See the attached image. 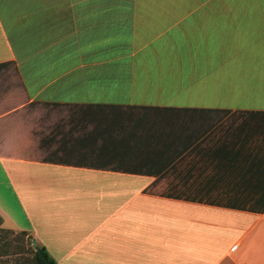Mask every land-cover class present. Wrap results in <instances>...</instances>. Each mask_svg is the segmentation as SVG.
<instances>
[{
  "label": "crops",
  "instance_id": "crops-1",
  "mask_svg": "<svg viewBox=\"0 0 264 264\" xmlns=\"http://www.w3.org/2000/svg\"><path fill=\"white\" fill-rule=\"evenodd\" d=\"M243 9L264 2L0 0V229L57 264H264Z\"/></svg>",
  "mask_w": 264,
  "mask_h": 264
},
{
  "label": "rangeland",
  "instance_id": "rangeland-1",
  "mask_svg": "<svg viewBox=\"0 0 264 264\" xmlns=\"http://www.w3.org/2000/svg\"><path fill=\"white\" fill-rule=\"evenodd\" d=\"M231 2H239L249 4L253 2H264V0H229ZM260 4V3H258ZM245 8V7H244ZM250 8V7H247ZM224 14V12H220ZM227 22V36L232 37L235 42L234 49L241 53L238 65L243 68L250 69V67H264V9L261 10H240L233 12H226ZM223 17L218 20V25L223 24ZM214 22H211L213 25ZM224 27V29H225ZM229 28V30H228ZM229 44L228 48H230ZM245 78L250 76H244ZM248 85V81H246ZM256 89L249 88L241 90L253 93L258 97L264 96V85H253ZM252 88V86H251ZM243 89V88H242ZM33 245L30 237L25 234L14 232L12 230L0 229V264H35L33 262Z\"/></svg>",
  "mask_w": 264,
  "mask_h": 264
},
{
  "label": "trees",
  "instance_id": "trees-1",
  "mask_svg": "<svg viewBox=\"0 0 264 264\" xmlns=\"http://www.w3.org/2000/svg\"><path fill=\"white\" fill-rule=\"evenodd\" d=\"M33 248L32 259L35 264H57L45 247L36 245Z\"/></svg>",
  "mask_w": 264,
  "mask_h": 264
},
{
  "label": "water",
  "instance_id": "water-1",
  "mask_svg": "<svg viewBox=\"0 0 264 264\" xmlns=\"http://www.w3.org/2000/svg\"><path fill=\"white\" fill-rule=\"evenodd\" d=\"M33 245H35V241H32Z\"/></svg>",
  "mask_w": 264,
  "mask_h": 264
}]
</instances>
